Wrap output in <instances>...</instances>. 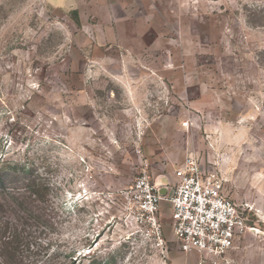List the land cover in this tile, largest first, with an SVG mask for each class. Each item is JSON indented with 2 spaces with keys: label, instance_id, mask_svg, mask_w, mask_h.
I'll return each instance as SVG.
<instances>
[{
  "label": "rangeland",
  "instance_id": "obj_1",
  "mask_svg": "<svg viewBox=\"0 0 264 264\" xmlns=\"http://www.w3.org/2000/svg\"><path fill=\"white\" fill-rule=\"evenodd\" d=\"M191 156L250 228L226 258L264 264V0H0V200L36 178L53 224L15 264H198L132 194Z\"/></svg>",
  "mask_w": 264,
  "mask_h": 264
},
{
  "label": "built area",
  "instance_id": "obj_2",
  "mask_svg": "<svg viewBox=\"0 0 264 264\" xmlns=\"http://www.w3.org/2000/svg\"><path fill=\"white\" fill-rule=\"evenodd\" d=\"M138 217L161 234L160 210L163 201L173 210V231L185 253L201 257L198 264H232L226 255L247 230L243 213L225 193L223 179L203 171L196 159H187L180 181L169 193H162L144 170L132 190Z\"/></svg>",
  "mask_w": 264,
  "mask_h": 264
},
{
  "label": "trees",
  "instance_id": "obj_3",
  "mask_svg": "<svg viewBox=\"0 0 264 264\" xmlns=\"http://www.w3.org/2000/svg\"><path fill=\"white\" fill-rule=\"evenodd\" d=\"M17 188L9 200H0V212L11 216L4 223L0 221V264H15L19 252L17 245L26 239L24 233L27 228L34 225L43 228L53 226L45 213H37L41 209L38 203L44 200L46 185L37 183L36 178H33L24 187Z\"/></svg>",
  "mask_w": 264,
  "mask_h": 264
},
{
  "label": "crops",
  "instance_id": "obj_4",
  "mask_svg": "<svg viewBox=\"0 0 264 264\" xmlns=\"http://www.w3.org/2000/svg\"><path fill=\"white\" fill-rule=\"evenodd\" d=\"M174 186H175V185H174ZM161 190H162V192H164V193H166V194H169V193L171 192L170 187H168L167 189L163 188V189H161Z\"/></svg>",
  "mask_w": 264,
  "mask_h": 264
},
{
  "label": "water",
  "instance_id": "obj_5",
  "mask_svg": "<svg viewBox=\"0 0 264 264\" xmlns=\"http://www.w3.org/2000/svg\"><path fill=\"white\" fill-rule=\"evenodd\" d=\"M164 194V192H162Z\"/></svg>",
  "mask_w": 264,
  "mask_h": 264
}]
</instances>
